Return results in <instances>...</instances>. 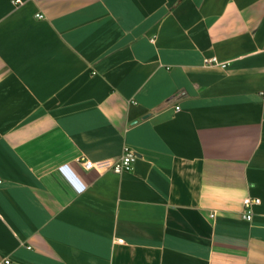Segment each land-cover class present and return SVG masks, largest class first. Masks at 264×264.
Wrapping results in <instances>:
<instances>
[{
  "label": "crops",
  "instance_id": "0c3cea01",
  "mask_svg": "<svg viewBox=\"0 0 264 264\" xmlns=\"http://www.w3.org/2000/svg\"><path fill=\"white\" fill-rule=\"evenodd\" d=\"M13 1L0 262L264 264V0ZM124 146L130 172L76 161Z\"/></svg>",
  "mask_w": 264,
  "mask_h": 264
},
{
  "label": "built area",
  "instance_id": "2783aa9c",
  "mask_svg": "<svg viewBox=\"0 0 264 264\" xmlns=\"http://www.w3.org/2000/svg\"><path fill=\"white\" fill-rule=\"evenodd\" d=\"M13 4L19 5L22 4L20 0H14ZM36 18H42L41 14H35ZM204 66H219L221 68H226L227 63L218 62L215 57L204 58L203 59ZM137 158V154L134 150L129 148L128 146H124L122 150V154L115 162H111L109 160H101V161H90L83 156H79L76 161L78 164L87 171H94L97 174H100L105 171H112L115 174H122L124 172H130L133 169L134 162ZM260 203L258 198H250L245 197L242 200V212L241 218L247 222H251L253 211L252 208L254 205ZM213 214H210V217H213ZM116 243H123L122 239H117ZM10 260L8 258L3 259L0 264H9Z\"/></svg>",
  "mask_w": 264,
  "mask_h": 264
}]
</instances>
